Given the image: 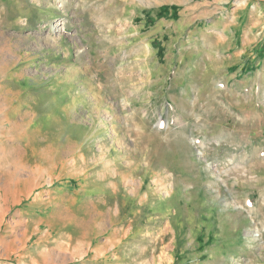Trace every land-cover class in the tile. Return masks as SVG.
Returning <instances> with one entry per match:
<instances>
[{
  "label": "rangeland",
  "instance_id": "374dc122",
  "mask_svg": "<svg viewBox=\"0 0 264 264\" xmlns=\"http://www.w3.org/2000/svg\"><path fill=\"white\" fill-rule=\"evenodd\" d=\"M3 13L0 264H264L245 246L248 232L264 244L257 219L209 207L235 180L264 202V0H0Z\"/></svg>",
  "mask_w": 264,
  "mask_h": 264
},
{
  "label": "bare ground",
  "instance_id": "6f19581e",
  "mask_svg": "<svg viewBox=\"0 0 264 264\" xmlns=\"http://www.w3.org/2000/svg\"><path fill=\"white\" fill-rule=\"evenodd\" d=\"M68 9L67 8H65V10H64V16L67 18V16L69 15L68 14ZM9 19H10V14L9 15H7L6 13H3V14H1L0 15V26H4V24L6 23V22H8L9 21ZM27 20V19H26ZM49 22L50 21H48V24H49ZM2 28V27H1ZM62 30L63 29H59V30H57L56 32H62ZM63 32H64V30H63ZM60 35V34H59ZM56 39H59L60 40V36H58L57 38L56 37H54L53 39H49V38H47V42H46V45H54V46H57L58 44V42H57V40ZM71 41H72V43H73V45L77 48V50H81V49H83V44H82V41H81V39H76L74 36H71ZM56 40V41H55ZM81 57H83V53L81 54V55H78V59L79 58H81ZM84 58V57H83ZM239 94V93H238ZM264 153V151H262L261 149H257V150H255V152H254V160H253V164H252V169H255V171H257L258 169H264V155H263V157H260V154L261 153ZM261 158H263V161L261 160ZM257 169V170H256ZM213 176V175H212ZM216 179V178H215ZM238 180H235V182H236V185L234 186L233 184H230V185H233V189H235V191H236V193H234L231 197L229 196V198H224L223 200H221V201H217V202H214V201H216L214 198V200H211V203H213L214 202V206H211L210 204H209V207L212 209V217H213V212H214V209L216 208H219V210L222 212V211H225L227 208H235L236 206H238V207H240L243 211H246L249 215H251V217H252V215H253V217L254 218H256L257 220H256V226H257V228L259 227V228H261L262 230H263V232H264V202H263V204H260V206H258L257 208H255V209H253V207L251 206L252 205V199H251V194H249V193H247V192H244V197H242L241 196V194H242V189H241V187H240V184L237 182ZM227 187H229V185L227 186ZM229 189V188H228ZM233 192V191H232ZM221 195V190L218 188L217 189V193H216V196H220ZM240 197L243 199V198H245V201H247V203L246 204H249L250 206H251V208H252V210H251V212L249 211V210H247V208L242 204V202H240V201H242V199L240 200ZM254 197V196H253ZM257 197V196H256ZM259 198V197H258ZM255 199V198H254ZM219 200V199H218ZM244 200V199H243ZM160 206V205H159ZM162 207H164V205H163V202H162V205L160 206V208H158L160 211H162L163 212V208ZM213 207H215V208H213ZM165 208V207H164ZM218 210V209H217ZM156 211V210H155ZM158 211V210H157ZM160 211H159V213H160ZM158 214V213H157ZM162 214V213H161ZM160 215V214H159ZM225 216V215H224ZM224 216L222 217V222H225L226 224H230V223H232V219H229L230 217H227V219L226 218H224ZM229 216V215H228ZM164 217V216H163ZM210 217V216H209ZM215 219V218H214ZM171 220V219H170ZM173 220V219H172ZM211 220V219H210ZM208 221H209V218H208ZM214 221H217V220H214ZM171 222V221H170ZM208 223H210V222H208ZM207 223V224H208ZM215 223V222H214ZM223 224V223H222ZM48 225H50V224H48ZM52 225V224H51ZM211 225V224H210ZM255 226V227H256ZM207 227H209L208 225H207ZM210 228V227H209ZM208 229V228H207ZM210 230H211V228H210ZM259 230V229H258ZM246 235H247V243L246 244H248V245H245L246 247H249L250 248V246H253V248L256 250V252H261L262 253V251L261 250H263V252H264V244L262 243V242H260V241H262V238H259L260 237V235H259V237H254V236H249V232L248 233H246ZM262 237V236H261ZM217 250V249H216ZM218 251H220V247H219V250ZM245 253V252H244ZM250 253V252H249ZM252 254H253V252H252ZM256 255H258V253H256Z\"/></svg>",
  "mask_w": 264,
  "mask_h": 264
}]
</instances>
